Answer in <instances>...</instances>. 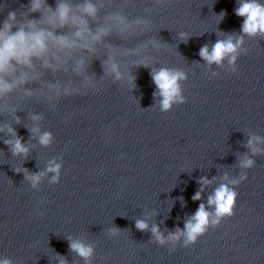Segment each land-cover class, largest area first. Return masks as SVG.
<instances>
[{
    "label": "water",
    "instance_id": "water-1",
    "mask_svg": "<svg viewBox=\"0 0 264 264\" xmlns=\"http://www.w3.org/2000/svg\"><path fill=\"white\" fill-rule=\"evenodd\" d=\"M3 3L0 25L9 11L44 18L30 12V0ZM57 3L47 0L52 9ZM236 7L237 0H110L101 17L120 11L130 20H150L151 30L133 36L114 31L95 54L77 57L87 62L83 76L47 71L26 86L33 97L21 89L0 101V125L14 128L30 149L27 158L14 155L5 143L12 134L0 132V255L15 264H60V257L66 264H85L71 250L72 237L94 245L93 264H264V154L254 157L249 179L236 188L235 215L195 245L185 248L181 242L170 251L136 227L137 220H145L165 234L183 228L224 173L240 174V156L251 155L250 134L264 136V38H246L248 51L240 55L237 72L214 65L219 75L213 76L199 56L202 46L240 32L243 18ZM221 12L227 13L222 20ZM91 26L95 31L99 25ZM180 33L189 34L187 43ZM152 40L161 43L160 50L145 47ZM110 56L124 76L120 82L107 71ZM160 67L188 75L187 103L170 112L156 106L151 72ZM84 76L97 87L54 104L40 92L49 82L81 87ZM36 114L40 121L32 120ZM36 126L53 133L50 147L33 136L30 129ZM61 157L60 183L45 178L38 191L16 171L39 173ZM202 177L213 183L203 201H193ZM112 229L119 236H110Z\"/></svg>",
    "mask_w": 264,
    "mask_h": 264
},
{
    "label": "clouds",
    "instance_id": "clouds-1",
    "mask_svg": "<svg viewBox=\"0 0 264 264\" xmlns=\"http://www.w3.org/2000/svg\"><path fill=\"white\" fill-rule=\"evenodd\" d=\"M110 0H58L55 9L48 6L47 0H30V12L43 14V20H30L25 13L9 11L7 18L0 25V101L10 96L13 92L25 89L24 95L31 98L35 93L26 89L29 83L41 81L44 72L53 74L61 71H72L77 76H83L87 62L80 53L95 54L98 46L103 44L106 37L114 31L122 35L133 36L138 32L151 30V22L146 18L130 20L120 11H115L101 17ZM134 0H129V3ZM163 3L164 0H156ZM7 3L0 4V13ZM235 14L243 18L238 34H228L225 38L218 39L211 46L204 45L199 50V56L206 61L207 68L212 71L215 65L231 72H237V62L241 54H247L245 47L246 38H264V0H237ZM227 15L221 12V20ZM22 18V20H21ZM99 26L93 31L92 23ZM15 29V30H14ZM70 29L67 34L57 30ZM185 43L189 34L180 33ZM160 50L161 43L152 40L145 47ZM139 52V50H136ZM144 67H149L142 62ZM107 71L114 74L115 81L124 79L119 70V64L115 57L110 56L106 65ZM213 76L219 73L212 71ZM152 81L156 86L154 96L157 98L156 106L163 112H170L176 105L187 103L184 95L183 83L188 80L186 72L170 68L160 67L151 72ZM128 83L135 86V78L129 76ZM97 87L96 82L88 76H84V84L81 87L64 86L60 83H44L40 90L44 98L50 103L59 101L62 97H70L81 94ZM46 89V91H45ZM33 121H40L42 116L33 115ZM20 123L19 117H16ZM7 131L12 134V139L5 143L11 147L14 155L27 158L29 147L10 125H0V132ZM33 136L38 139L40 145L50 147L55 137L50 131H41L39 126L30 129ZM264 136L250 134L246 147L251 155L245 153L239 158L238 166L242 170L238 176L232 177L228 173L222 176V182L215 187L207 197V203L201 202L198 209L184 221V227H177L175 231L167 234L161 231L157 225H149L145 220H137L136 227L141 231H150L152 241L161 246L169 247L174 251L181 242L185 248L195 245L210 228L219 227L223 220L233 217L237 207L238 192L236 188L249 179L247 170L256 166L255 156L264 154ZM60 159L49 161L46 169L39 173H30L26 168H16L23 172L25 179L33 190H39L45 178L52 185L61 181L63 163ZM201 188L192 199L203 201L206 187L213 183L207 177L199 181ZM183 201V197L180 198ZM112 237L120 234L118 229H112L108 233ZM71 250L84 259L85 264H93L95 247L84 240L69 237ZM60 264H66L63 257L59 258ZM0 264H15V262L0 255Z\"/></svg>",
    "mask_w": 264,
    "mask_h": 264
}]
</instances>
